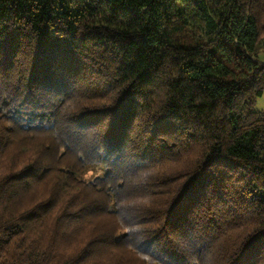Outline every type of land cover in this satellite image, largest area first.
I'll return each mask as SVG.
<instances>
[{
	"label": "trees",
	"instance_id": "1",
	"mask_svg": "<svg viewBox=\"0 0 264 264\" xmlns=\"http://www.w3.org/2000/svg\"><path fill=\"white\" fill-rule=\"evenodd\" d=\"M260 50L264 0H0V264H264Z\"/></svg>",
	"mask_w": 264,
	"mask_h": 264
},
{
	"label": "rangeland",
	"instance_id": "2",
	"mask_svg": "<svg viewBox=\"0 0 264 264\" xmlns=\"http://www.w3.org/2000/svg\"><path fill=\"white\" fill-rule=\"evenodd\" d=\"M258 59L264 62V50H260V53L258 54ZM255 108L264 109V95L256 99ZM105 173L106 169L102 167V165H99L93 169L87 170L82 177L85 179H92L94 177L103 176Z\"/></svg>",
	"mask_w": 264,
	"mask_h": 264
}]
</instances>
